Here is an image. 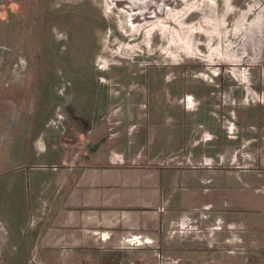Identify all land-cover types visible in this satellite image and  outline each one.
<instances>
[{
  "label": "rangeland",
  "instance_id": "374dc122",
  "mask_svg": "<svg viewBox=\"0 0 264 264\" xmlns=\"http://www.w3.org/2000/svg\"><path fill=\"white\" fill-rule=\"evenodd\" d=\"M152 136L157 181L161 167L213 171L205 199L232 203L235 230L223 211L213 236L220 264H264V0H0V264L54 263L52 249L5 240L28 227L32 177L57 194L118 145L146 180ZM178 222L164 225L174 243L189 229ZM197 222L188 236L205 247Z\"/></svg>",
  "mask_w": 264,
  "mask_h": 264
},
{
  "label": "crops",
  "instance_id": "0c3cea01",
  "mask_svg": "<svg viewBox=\"0 0 264 264\" xmlns=\"http://www.w3.org/2000/svg\"><path fill=\"white\" fill-rule=\"evenodd\" d=\"M154 139L152 136L146 140L143 158L147 163L143 167L152 170L146 180L140 173L138 159L141 155L124 159L126 154L118 149V145L106 152L103 171L96 169L68 174V189L63 188L65 182L60 184V177L57 194L47 191L40 195L39 191L48 185L32 177L39 190L33 199L27 201L29 209L22 217L25 227H32L29 230L27 227L24 232L12 230L5 240L14 243L11 245H39L52 249L55 254L53 264H157L155 247L164 251V264H204V256L213 254L216 260L209 258L205 264H220L219 253L211 249L219 243L213 236L221 229L223 211L227 212L223 220L228 222V231L235 230L236 222L229 208L232 203L227 200L228 205L224 206L225 198L222 196L220 199L219 195L205 199L217 189L210 186L213 171L161 167L162 175L157 181ZM169 139L172 141V137ZM76 155L77 151L71 153L73 158ZM129 160L132 164L124 165ZM103 180L111 181L117 190L99 192L97 188ZM82 185L84 190H81ZM50 200V211L44 212L43 203ZM194 209L203 211L199 219L206 224L209 237L205 247L203 243L196 244L194 235L188 236L199 220L195 219ZM177 221L181 229H189L179 232V241L174 243L171 236L177 234L176 231L163 237V234H168L164 225ZM214 239L215 244H210ZM161 245L175 246L166 250ZM222 260L224 264H235L228 259Z\"/></svg>",
  "mask_w": 264,
  "mask_h": 264
},
{
  "label": "bare ground",
  "instance_id": "6f19581e",
  "mask_svg": "<svg viewBox=\"0 0 264 264\" xmlns=\"http://www.w3.org/2000/svg\"><path fill=\"white\" fill-rule=\"evenodd\" d=\"M131 3H141V2H146V0H128ZM144 5V4H143ZM142 5V6H143ZM147 5V4H146ZM152 5V4H151ZM131 8V7H130ZM140 14V13H139ZM132 16V15H131ZM132 19V18H131ZM129 21V19H127Z\"/></svg>",
  "mask_w": 264,
  "mask_h": 264
},
{
  "label": "flooded vegetation",
  "instance_id": "af4514ba",
  "mask_svg": "<svg viewBox=\"0 0 264 264\" xmlns=\"http://www.w3.org/2000/svg\"><path fill=\"white\" fill-rule=\"evenodd\" d=\"M160 250H161L160 247H155L154 248L155 258H157V259L159 258V256L156 253L162 251V250L161 251Z\"/></svg>",
  "mask_w": 264,
  "mask_h": 264
}]
</instances>
